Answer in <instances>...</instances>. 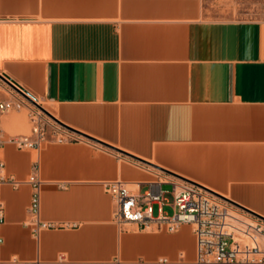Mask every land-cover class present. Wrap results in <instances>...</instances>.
Listing matches in <instances>:
<instances>
[{
	"label": "crops",
	"instance_id": "0c3cea01",
	"mask_svg": "<svg viewBox=\"0 0 264 264\" xmlns=\"http://www.w3.org/2000/svg\"><path fill=\"white\" fill-rule=\"evenodd\" d=\"M0 73L76 130L19 148L24 112L0 111L1 172L20 182H0V264H197L191 225L116 222V179L141 203L161 187L155 215L186 178L264 216V19L209 17L204 0H0ZM33 175L53 224L38 235Z\"/></svg>",
	"mask_w": 264,
	"mask_h": 264
},
{
	"label": "built area",
	"instance_id": "2783aa9c",
	"mask_svg": "<svg viewBox=\"0 0 264 264\" xmlns=\"http://www.w3.org/2000/svg\"><path fill=\"white\" fill-rule=\"evenodd\" d=\"M12 90L20 97L14 95L10 99L0 101V111L10 112L27 107L31 124L29 134H21L14 138L19 148H41L48 141L49 134H53L58 140L74 139L65 134L59 123L15 89ZM29 96L37 100L32 93ZM3 167L4 163L0 162V182L8 181L17 186L20 182L5 177L1 172ZM31 182L33 192L28 211L34 224L33 231L38 235L41 228L53 227V224L40 220V181L33 175ZM167 183L171 184V192L174 196L172 202L174 212L155 215L153 203L164 204V190L161 187L148 190V202L141 203L124 180L104 182L106 190L112 194L116 203V222L119 225L138 224L142 227L155 224L158 229L172 232L183 224L191 225L196 240L197 264H264V216L201 185L183 180H171ZM2 218L3 206L0 205V220ZM14 261L19 264H41L39 259ZM115 264L120 262L116 261Z\"/></svg>",
	"mask_w": 264,
	"mask_h": 264
},
{
	"label": "rangeland",
	"instance_id": "374dc122",
	"mask_svg": "<svg viewBox=\"0 0 264 264\" xmlns=\"http://www.w3.org/2000/svg\"><path fill=\"white\" fill-rule=\"evenodd\" d=\"M204 13L213 18L264 19V0H204ZM1 80L0 78V82L7 87L6 82ZM15 94L20 97L17 93ZM37 101L46 109L51 110L48 106L49 102L41 98ZM27 105L32 106L30 103H27ZM22 111L28 123L27 130L23 132H29L31 124L28 117V108L24 107ZM164 187L168 188V185H164Z\"/></svg>",
	"mask_w": 264,
	"mask_h": 264
},
{
	"label": "water",
	"instance_id": "95a60500",
	"mask_svg": "<svg viewBox=\"0 0 264 264\" xmlns=\"http://www.w3.org/2000/svg\"><path fill=\"white\" fill-rule=\"evenodd\" d=\"M0 78L3 80V81H5L8 85H10L13 89H15L17 92H19L21 95H23L24 97H26L29 101H31L35 106H37L41 111H43L46 115H48L49 117H51L53 120H55L57 123H59L61 126H64V127H66V128H69V129H71V130H74V131H76L75 129H73V128H71L70 126H67L66 124H64L63 122H61L55 115H53L51 112H49L47 109H45L37 100H35V99H33V98H31L29 95H31V92L29 91V90H27L26 88H24L23 86H21L17 81H15L13 78H11L10 76H8L7 74H1L0 73ZM29 94V95H28ZM85 135V134H84ZM87 136V135H86ZM88 137H90V136H88ZM91 138V137H90ZM112 148H114V149H116V150H118V151H120V152H123V153H125V154H127V155H129V156H131V157H133V158H135V159H137V160H139V161H141V162H144V163H147V164H151V165H154V166H156L155 164H152L151 162H149V161H147V160H144V159H142V158H140V157H137V156H135V155H133V154H129V153H126V152H124L123 150H120L119 148H116V147H114V146H111ZM156 167H159V166H156ZM161 168V167H160ZM161 169H163V168H161ZM165 171H168V170H165ZM183 179H185V180H187V181H189L190 183H193V184H196V185H199V184H197V183H195V182H193V181H191V180H188V179H186V178H183ZM203 187H205V186H203ZM206 188V187H205ZM208 190H210L209 188H207ZM210 191H212V192H214L213 190H210ZM214 193H216V194H218V195H220V196H222L221 194H219V193H217V192H214ZM222 197H224V196H222ZM230 201H232V200H230ZM233 202V201H232ZM235 203V202H234ZM237 204V203H236ZM239 205V204H238ZM243 207V206H242Z\"/></svg>",
	"mask_w": 264,
	"mask_h": 264
},
{
	"label": "bare ground",
	"instance_id": "6f19581e",
	"mask_svg": "<svg viewBox=\"0 0 264 264\" xmlns=\"http://www.w3.org/2000/svg\"><path fill=\"white\" fill-rule=\"evenodd\" d=\"M45 108V107H44ZM46 109V108H45ZM47 110H49L48 108H47ZM50 111V110H49Z\"/></svg>",
	"mask_w": 264,
	"mask_h": 264
}]
</instances>
